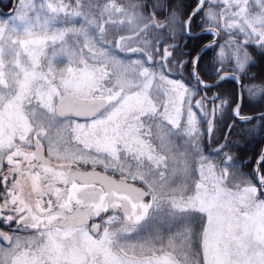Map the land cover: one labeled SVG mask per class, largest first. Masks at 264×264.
<instances>
[{"label":"snow or ice","instance_id":"snow-or-ice-1","mask_svg":"<svg viewBox=\"0 0 264 264\" xmlns=\"http://www.w3.org/2000/svg\"><path fill=\"white\" fill-rule=\"evenodd\" d=\"M0 4V264H264V0Z\"/></svg>","mask_w":264,"mask_h":264},{"label":"flooded vegetation","instance_id":"flooded-vegetation-1","mask_svg":"<svg viewBox=\"0 0 264 264\" xmlns=\"http://www.w3.org/2000/svg\"><path fill=\"white\" fill-rule=\"evenodd\" d=\"M0 9H3V5L0 4ZM4 11H7V9H3Z\"/></svg>","mask_w":264,"mask_h":264}]
</instances>
